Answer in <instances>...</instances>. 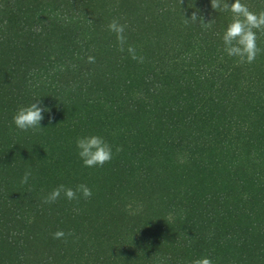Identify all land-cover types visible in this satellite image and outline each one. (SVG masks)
<instances>
[{"label": "trees", "instance_id": "obj_1", "mask_svg": "<svg viewBox=\"0 0 264 264\" xmlns=\"http://www.w3.org/2000/svg\"><path fill=\"white\" fill-rule=\"evenodd\" d=\"M194 9L209 27L186 21ZM232 15L210 0H0V264H264V51L227 56ZM36 97L43 128L16 129ZM87 134L114 146L102 167L76 153ZM81 183L90 197L45 203Z\"/></svg>", "mask_w": 264, "mask_h": 264}, {"label": "clouds", "instance_id": "obj_2", "mask_svg": "<svg viewBox=\"0 0 264 264\" xmlns=\"http://www.w3.org/2000/svg\"><path fill=\"white\" fill-rule=\"evenodd\" d=\"M210 4L214 12L224 9L233 14L222 35L224 51L227 56L237 58L238 63L251 64L257 55L264 51L258 45V33L264 32V11L253 12L242 0H210ZM185 18L186 21L198 22L205 28L211 24V20L205 22L201 10L196 11L194 9L191 15H185ZM108 28L116 34L120 51H124L126 43L125 25L118 20H112ZM127 51L131 54L132 59L143 62V57L137 56L136 50L131 45H128ZM94 59L92 56L88 57L89 62H93ZM50 111V108L43 103L41 97H36L31 103L18 107L12 116V121L16 129L20 131L26 132L30 129L43 128L41 122L45 119V114L50 113ZM75 149L83 165L88 168L102 167L105 163L111 161L114 156L113 144L99 134H87L77 137ZM115 151H120V148L116 147ZM29 175L30 173L25 174V183ZM62 192L69 200L77 199L78 193L85 198L92 195V190L84 183L77 185L75 189L60 185L45 197V203L55 202L60 198ZM53 235L54 238L60 239L64 238L66 233L63 230H58ZM191 264H214V261L209 256H203L192 260Z\"/></svg>", "mask_w": 264, "mask_h": 264}]
</instances>
